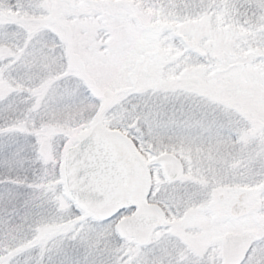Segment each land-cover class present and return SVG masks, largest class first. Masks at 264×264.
I'll return each instance as SVG.
<instances>
[{
	"label": "snow or ice",
	"instance_id": "1",
	"mask_svg": "<svg viewBox=\"0 0 264 264\" xmlns=\"http://www.w3.org/2000/svg\"><path fill=\"white\" fill-rule=\"evenodd\" d=\"M0 264H264V0H0Z\"/></svg>",
	"mask_w": 264,
	"mask_h": 264
}]
</instances>
